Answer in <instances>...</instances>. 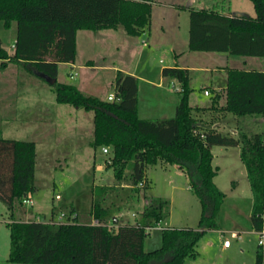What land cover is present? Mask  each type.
I'll return each instance as SVG.
<instances>
[{
  "label": "trees",
  "instance_id": "1",
  "mask_svg": "<svg viewBox=\"0 0 264 264\" xmlns=\"http://www.w3.org/2000/svg\"><path fill=\"white\" fill-rule=\"evenodd\" d=\"M203 7L190 8L189 49L228 52L264 58V0H252L256 14L232 13L231 0H203ZM0 21L6 28L17 26L14 52L9 53L0 37V67L10 62L28 66L45 79L56 78L60 103L94 111L92 145L109 146L107 162L117 181L130 169L134 201L146 202L135 212V223L111 227L114 215L105 204L106 192L114 185L92 189L91 214L99 223H56L43 219L11 220L9 260L23 264H185L197 254L205 231L220 228V211L226 193L215 176L213 146H240L253 193L251 221L264 228V129L250 135L238 130L224 132L194 114L190 104V73L178 65L166 66L162 74L179 84L175 115L148 119L139 116V78L117 70L116 99L88 94L76 84L58 81L59 63L75 62L80 29L124 28L140 35L151 25L152 0H0ZM226 101L220 110L236 116L264 118V70L225 67ZM216 96L210 108L218 109ZM176 164L190 179L202 211L196 227H164L162 244L146 250L150 231L168 217L166 199L147 193V170L158 162ZM37 143L4 137L0 131V197L10 210L36 191ZM143 183L142 185H140ZM73 210V209H72ZM112 220V221H111ZM256 264H264V247L258 245Z\"/></svg>",
  "mask_w": 264,
  "mask_h": 264
},
{
  "label": "rangeland",
  "instance_id": "2",
  "mask_svg": "<svg viewBox=\"0 0 264 264\" xmlns=\"http://www.w3.org/2000/svg\"><path fill=\"white\" fill-rule=\"evenodd\" d=\"M175 1L181 4H176L172 8L156 5L152 35L143 34L144 32L140 35H132L124 28H120L119 31L80 30L75 64L61 62L58 81L76 85L82 83L86 87V93L108 99V95L115 92L117 70L133 71L141 77L158 80L161 67L174 62L173 51L169 47L171 41H176L180 48L189 41L192 7L189 6L190 0ZM193 4L200 8L204 5V1L196 0ZM231 6L232 12L243 11L252 15L256 13L252 0H231ZM16 33V23L11 28H6L0 21V37L4 46L10 51L13 50L12 44ZM189 50L188 47L187 52H190ZM183 59L190 66L192 88L190 96L197 117L206 122H211L214 118L221 119L224 132L234 133L233 130L236 129L254 135L264 129V118L257 115L236 116L229 113L226 119L227 112L219 109L220 103L217 105L218 109L205 113L197 111V106L203 107L212 102V96H207L205 89L211 92V88L219 87L221 78L226 77V72L220 71L217 62L210 58ZM227 65L233 67L230 62ZM153 88L155 87L147 81L139 80L141 116L155 115L151 116L155 119L158 117L156 115H164L163 113L175 114V112L152 109L151 112L148 111V105L155 102L154 96H151ZM171 90L179 95L176 88ZM0 92L2 135L34 140L37 143L36 191L30 194L33 203L26 204L16 200L14 209L10 210L0 197V264H23L12 263L9 260L11 246L10 229L7 224L9 221L18 220L20 217L32 219L35 216L46 221H57L55 218H58L62 212L69 211L71 202H74L77 210L80 211L79 222H89L93 219L92 189L96 185H114L115 189L104 195L106 197L104 202L110 207L111 215L125 222L135 223L136 215L132 213L137 212L136 210L142 207L146 200L143 199L139 203L134 201L135 193L131 190L130 169L126 170L124 180L117 181L113 167L107 162L110 151L105 153L103 146L92 145L93 110L58 102L53 83L37 75L28 66L15 62H10L9 66L1 69ZM215 146L217 149L224 147ZM107 147L110 150V147ZM147 171L149 172V167ZM154 187L153 183L147 193L153 195ZM157 187L165 195L166 198L163 199L168 201L167 220L173 215L175 224L196 227L201 203L190 182L180 190L172 191V187L169 184L166 186L165 182H161ZM189 187L191 190L188 189ZM57 194L61 198H56ZM52 214L55 215L54 219L50 218ZM219 222L221 224L220 219ZM247 224L250 225V220H247ZM222 226L228 228L230 223L224 220ZM227 238L232 241L233 246L228 251L216 254L219 263L256 264L252 251L259 243L258 235H250V240L246 242L235 234H227ZM146 241L148 250L159 247L158 243L162 241L161 230H151Z\"/></svg>",
  "mask_w": 264,
  "mask_h": 264
},
{
  "label": "crops",
  "instance_id": "3",
  "mask_svg": "<svg viewBox=\"0 0 264 264\" xmlns=\"http://www.w3.org/2000/svg\"><path fill=\"white\" fill-rule=\"evenodd\" d=\"M194 2H196V0H190L189 6L195 7L193 4ZM157 4H161L165 7L172 8V7H175L176 4H181V3H179V1L176 2L175 0H152L151 25L149 29H146L144 31L143 34L150 33V35H152L154 10ZM232 13L243 14L245 12L243 11L234 12L233 11ZM247 14L252 15L249 12ZM161 26L164 28V25L161 24ZM120 28L122 27H119L117 29L115 28H107V29L119 31ZM80 30H78L77 32V51H78V35H79ZM87 30H92V29H87ZM100 30L102 29L93 30V31H100ZM15 40H16V37L13 39V44H12L13 46L15 44ZM188 44H189V41H187L184 47L180 48L176 41L174 40L171 41V43L169 44V47L173 51L174 62L166 66L178 65V66L189 69L190 66L188 65V63H186V60H184L183 58H210L214 60L215 62H217V68L220 69V71L226 72L225 67L229 66L227 65L229 64V62L232 64L231 66L237 67V68L264 70V60H263L264 58L263 57L250 56V55L234 56L228 52H217V51L189 50L190 52H187V48L189 47ZM7 50L9 51V53H13L14 47L12 51H10L9 49ZM238 58H241V59L238 60ZM66 63L75 64V62H66ZM89 63L91 62L89 61ZM59 64H61V62ZM91 65L94 66L93 64ZM166 66L161 67L158 80L153 79L151 77H141L137 75L136 73H134L133 71L131 72L126 71L130 74H134L138 76L139 80L143 79L147 81V83L155 87L153 88V92L151 95V96H154L155 98V102H154L155 104L153 103V104L148 105L149 112H151L150 111L151 109L154 111L160 110V111L176 112V106L179 101V95L174 94L175 91L171 89L176 88L178 91V89L180 88V84L175 78L166 77L162 74V69ZM1 69L3 68L0 67V71ZM190 81H191V76H190ZM226 81H227V72H226V77L221 78L219 87L211 88L210 94L205 93L207 96H212V102L209 105H205L203 107L210 108L213 105V102L216 96H220L219 97L220 105L225 104ZM81 84L82 83L77 84V86L84 92H87L85 91L86 87L83 84L82 85ZM0 95H1V92H0ZM0 102H1V96H0ZM190 104L192 105L191 96H190ZM0 111H1V107H0ZM138 111H139V116L142 118L153 119V117L151 116H155V115L144 116V117L141 116L140 101H138ZM207 111H210V109L205 110L204 113ZM163 114L164 115H156L158 116L156 118H163V117H169V116L175 115L174 113H168V114L163 113ZM228 114L229 112L226 113V119H228ZM207 119L205 118V120ZM207 123L212 124L213 126H216L217 128L221 130L225 129V128H222L224 124L219 118H214L212 119L211 122H207ZM0 131L2 133V129H0ZM233 131L234 133L237 132L236 129ZM216 147L217 146H213L212 148V151L214 153L213 164L218 167V172L215 176V182L217 186L226 193V197L224 199V202L222 204L221 211H220V221H221L220 228L219 229H208L207 231H205V233L203 234V236L198 242L197 254L195 256L188 257L185 261V264H228L225 262L219 263L217 260V255H216L217 253H220V252L222 253L225 250L228 251L232 248L233 243H231L230 246H224V240L228 239L227 234H235L243 242L248 241V239L250 240V235L259 236L260 231L256 230L253 227V224L251 221L253 193H252V189H251L250 182L248 179L246 165L241 159V155H240L241 148L240 146H224L219 149H217ZM146 180L149 186L148 190L149 191L151 190L150 186H152L154 183L155 187L152 190L154 191L153 195L156 197H161V198H166L165 195H163L157 187L158 184H160L161 182H165L166 186L169 184L172 187V191L176 189H179V190L184 189V185L190 182L187 173L182 168H180L178 165L164 163L161 161L149 166V172L147 171ZM121 185L124 186L125 184H121ZM156 187L158 190L155 189ZM188 189L191 190L190 187ZM200 208L202 211V207ZM69 211H75L77 213V219L79 221L80 211L77 210L74 202H71ZM201 211H200V215H201ZM50 218L54 219L55 215L52 214ZM34 219H42V218L41 217L37 218V216H35V218H32V219L31 218L24 219L20 217L18 220L31 221ZM56 219L57 218H55V220ZM94 220L95 219L93 218L91 221L85 222V223H93ZM118 220L120 223H126L125 221L121 220V218H118ZM224 220H226L227 223H230V226L228 228H225L222 226ZM247 220H250V225L247 224ZM174 222H175L174 217L173 215H171L169 220L166 219V221L160 224L158 228H155V229L161 230V240H162V229L164 227H183L181 225L175 224ZM223 237L225 238L223 239ZM146 243L147 241L145 239L144 247L146 250H148L146 248ZM158 244H159L158 246H160V244H162V241L161 243H158ZM258 245L255 249H253L254 251H252L255 256V262H256V251H257ZM212 253L213 255H211Z\"/></svg>",
  "mask_w": 264,
  "mask_h": 264
},
{
  "label": "built area",
  "instance_id": "4",
  "mask_svg": "<svg viewBox=\"0 0 264 264\" xmlns=\"http://www.w3.org/2000/svg\"><path fill=\"white\" fill-rule=\"evenodd\" d=\"M72 76H74V74H72ZM205 93L206 94H210V90H205ZM116 99V96L113 94H110L108 96V100L110 101H113ZM103 151L105 153L109 152V148L107 146H104L103 147ZM143 183H141L140 185H142ZM56 198H61V196L59 194L56 195ZM23 203H26V204H32L33 203V200L32 198L29 197H26L23 199ZM133 215L135 216L136 213H133ZM77 218V213L75 211H67V212H62V214L57 218V221H51V222H56V223H65V222H74L75 219ZM117 220L118 218L117 217H114L113 221L112 222H109V225L111 227H117L118 226V223H117ZM93 223H99L98 220H94ZM159 225L157 226H152V227H148V231H151L155 228H158ZM232 243V241L230 239H225L224 240V246H230ZM259 244L262 245L264 247V230H260L259 232Z\"/></svg>",
  "mask_w": 264,
  "mask_h": 264
},
{
  "label": "water",
  "instance_id": "5",
  "mask_svg": "<svg viewBox=\"0 0 264 264\" xmlns=\"http://www.w3.org/2000/svg\"><path fill=\"white\" fill-rule=\"evenodd\" d=\"M42 76L46 79V80H48L50 83H55L56 82V78H52V77H50L49 75H47V74H45V73H43L42 74Z\"/></svg>",
  "mask_w": 264,
  "mask_h": 264
}]
</instances>
